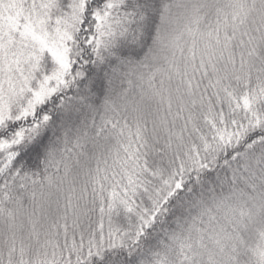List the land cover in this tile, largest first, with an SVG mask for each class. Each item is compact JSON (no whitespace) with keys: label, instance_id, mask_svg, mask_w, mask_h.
<instances>
[{"label":"snow or ice","instance_id":"obj_1","mask_svg":"<svg viewBox=\"0 0 264 264\" xmlns=\"http://www.w3.org/2000/svg\"><path fill=\"white\" fill-rule=\"evenodd\" d=\"M0 264H264V0H0Z\"/></svg>","mask_w":264,"mask_h":264}]
</instances>
